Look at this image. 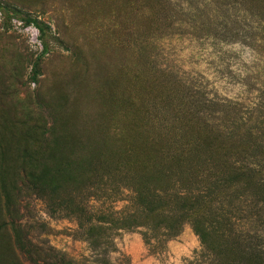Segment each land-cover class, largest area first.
Wrapping results in <instances>:
<instances>
[{
  "label": "rangeland",
  "instance_id": "rangeland-1",
  "mask_svg": "<svg viewBox=\"0 0 264 264\" xmlns=\"http://www.w3.org/2000/svg\"><path fill=\"white\" fill-rule=\"evenodd\" d=\"M0 264H264V0H0Z\"/></svg>",
  "mask_w": 264,
  "mask_h": 264
},
{
  "label": "trees",
  "instance_id": "trees-1",
  "mask_svg": "<svg viewBox=\"0 0 264 264\" xmlns=\"http://www.w3.org/2000/svg\"><path fill=\"white\" fill-rule=\"evenodd\" d=\"M143 172H145V174H147V170H145ZM159 191L163 192V190H159ZM151 196L153 197V199L148 200V198L144 194L139 193L138 202H139V204L141 206L143 205V207H142L143 211L140 212V214H138V217H136V218L132 217V221H129L128 223L123 224L122 225L123 227H126V228H130V227H145V226L149 225V222L151 220V214L160 210V207H159L160 205L159 204L161 202V200L157 198L158 195L153 194ZM179 199L182 202H184V201L186 202V198L185 197H182V198H179ZM184 214L185 215L181 216L182 218L183 217L186 218L187 214L186 213H184ZM160 220L161 219L158 220L157 226H160V223H163L162 221L160 222ZM170 224L171 223H166V228L172 230L173 233H172L171 236L175 237L178 234V232L180 231V227L182 226V224L180 225V222H179V224L177 225L176 221H175L174 224H171V225ZM99 229H101V228H99ZM194 232L196 233V235L200 239V242L203 244V235L204 234H200V232L197 231V230H195Z\"/></svg>",
  "mask_w": 264,
  "mask_h": 264
}]
</instances>
